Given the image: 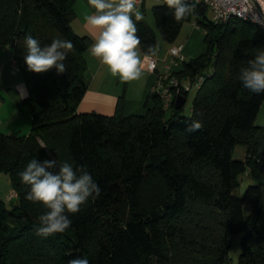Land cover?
<instances>
[{
  "label": "trees",
  "instance_id": "trees-1",
  "mask_svg": "<svg viewBox=\"0 0 264 264\" xmlns=\"http://www.w3.org/2000/svg\"><path fill=\"white\" fill-rule=\"evenodd\" d=\"M75 2L0 0V45L15 43L32 114L27 135L0 128V171L17 193L14 204L0 197V264H69L76 258L89 264H226L231 236L239 232L238 264H264V126L255 124L264 93L238 80L240 68L264 47V29L239 18L214 23L205 4H195L182 19L167 5H155L164 40L173 42L192 19L204 30L208 52L176 73L180 79L205 76L191 114L175 103L168 114L155 94L144 114L127 115L119 105L113 115L78 112L89 86L85 54L93 40L73 28ZM137 29L143 53L150 47L156 53L154 29L143 20ZM29 35L42 46L53 39L73 43L65 73L27 70ZM182 95L187 100L188 91ZM193 120L202 127L188 132ZM236 149L245 157H235ZM33 158L84 169L100 188L80 212L69 214L72 223L63 233L37 234L47 209L25 199L30 189L20 178ZM248 170L256 183L237 196Z\"/></svg>",
  "mask_w": 264,
  "mask_h": 264
},
{
  "label": "clouds",
  "instance_id": "clouds-1",
  "mask_svg": "<svg viewBox=\"0 0 264 264\" xmlns=\"http://www.w3.org/2000/svg\"><path fill=\"white\" fill-rule=\"evenodd\" d=\"M95 9L84 17L92 30L93 43L90 53L103 65L113 77L122 81L138 80L142 75V60L139 54L141 39L137 35V22L143 19L137 9L136 0H88ZM176 19L189 15L195 0H163ZM24 62L27 70L33 73H45L55 68L58 74L66 72L65 60L73 49V43L66 39H53L43 45L32 36L24 38ZM155 55L150 47L148 55ZM238 80L242 86L254 94L264 93V47L257 49L247 66L241 67ZM202 124L193 120L187 127L188 132L201 129ZM53 169H57L53 171ZM22 183L29 186L25 199L42 204L47 211L38 217L37 234L44 237L63 233L71 226L69 214H77L89 198L100 194V188L92 175L84 169H74L70 163L59 167L53 159L30 160L20 173ZM69 264H89L85 258H76Z\"/></svg>",
  "mask_w": 264,
  "mask_h": 264
},
{
  "label": "crops",
  "instance_id": "crops-1",
  "mask_svg": "<svg viewBox=\"0 0 264 264\" xmlns=\"http://www.w3.org/2000/svg\"><path fill=\"white\" fill-rule=\"evenodd\" d=\"M75 12L76 16L72 22L75 32L92 38V30L85 23L84 17L93 14L95 9L89 5L88 0H76ZM189 41L175 45L183 47L182 51L187 59L201 55L195 48L196 46L192 47ZM90 48L85 54L88 64L89 86L78 107V112H98L113 115L119 105L125 114L138 115L144 114L148 107L154 105L150 96L153 93L158 74L164 73L168 69L167 66L170 63L169 50L164 55L156 51L155 55L159 58V66L156 72H150L141 65L142 75L138 80L122 81L118 77H113L108 72L107 66L91 55ZM138 51L142 60L144 53L140 46ZM13 57L12 46L0 45V128L4 133L17 131L27 135L32 127V114L24 102L26 92L22 91L23 97L19 98V95H15L12 88H9L11 87L10 82L5 84L9 91H5L1 86V79L4 75L18 69V66L12 62ZM180 70H182V65L172 64L170 66L172 73H177Z\"/></svg>",
  "mask_w": 264,
  "mask_h": 264
},
{
  "label": "rangeland",
  "instance_id": "rangeland-1",
  "mask_svg": "<svg viewBox=\"0 0 264 264\" xmlns=\"http://www.w3.org/2000/svg\"><path fill=\"white\" fill-rule=\"evenodd\" d=\"M163 4L161 1H154V0H147L145 2V5L143 8H141L139 11L142 13L143 21L150 26L152 29H154L157 37V52L161 54H165L167 50H169L172 46L175 44L186 43L188 40L189 44L192 45V47L195 45L197 48V51H199V54H203L205 52H208V45L205 42V34L203 28L200 26H195L194 22L195 19L186 21L177 38L173 41H166L162 38L159 29L156 25V18L153 12V7L155 5H161ZM208 17L211 19V14L208 13ZM181 46V45H179ZM2 47V46H1ZM183 49V47H182ZM203 52V53H202ZM184 54V53H183ZM185 55V54H184ZM187 59V58H186ZM189 60V59H187ZM10 82L12 88V92H14L15 95H19V98L23 97L22 91L26 92V97L28 95L27 86L25 83V78L22 73V71L18 68L16 71L7 72L3 79H1V86H3L5 91H9L8 88L5 86L6 83ZM3 93V92H2ZM198 93V87L192 86L191 90L188 92L187 100L184 104L182 114L185 116H189L191 114V107L193 104V100L195 99L196 95ZM2 96V95H1ZM7 97V96H6ZM25 97V98H26ZM1 100V99H0ZM28 107V106H26ZM171 110H168V114ZM32 121V120H31ZM255 124L257 126H264V102L261 104L258 115L255 120ZM242 153L238 152L237 149L234 153V156L237 158H243L245 157V152L243 155ZM256 180L255 178L250 174L249 170L244 173L240 178V185L234 190V194L237 196H242L244 191L248 188L249 185L255 184ZM13 184L11 182L10 176L0 171V197L4 199L5 201H10L13 199L12 204L17 202V198H8L10 194L13 192ZM8 203V205H12ZM252 211L251 205H246L245 207V214H249ZM217 227L214 226V229ZM242 232L236 233L231 236V245L229 248V263L226 264H238L240 259V254L242 251ZM176 260V259H175Z\"/></svg>",
  "mask_w": 264,
  "mask_h": 264
},
{
  "label": "built area",
  "instance_id": "built-area-1",
  "mask_svg": "<svg viewBox=\"0 0 264 264\" xmlns=\"http://www.w3.org/2000/svg\"><path fill=\"white\" fill-rule=\"evenodd\" d=\"M147 0H136L137 9L140 10ZM161 1V0H154ZM195 4H205L208 6L211 20L214 23L227 22L232 18H239L259 25L264 29V0H195ZM195 26L199 27L196 22ZM182 46L174 45L169 49L170 63L167 71L159 73L153 87V93L157 95L165 109H170L175 103L178 95L184 91H190L192 86L200 87L205 80L204 75L195 79H180L176 73L170 71L172 64L182 65L187 59L182 51ZM15 66H18L16 58H12ZM159 66V58L156 55L145 53L142 57V67L150 72H156ZM9 198H17V193L13 190Z\"/></svg>",
  "mask_w": 264,
  "mask_h": 264
},
{
  "label": "water",
  "instance_id": "water-1",
  "mask_svg": "<svg viewBox=\"0 0 264 264\" xmlns=\"http://www.w3.org/2000/svg\"><path fill=\"white\" fill-rule=\"evenodd\" d=\"M15 43L12 44V46H14ZM186 102V97L184 95H178L177 98H176V101H175V107L177 109H180L183 107V105L185 104Z\"/></svg>",
  "mask_w": 264,
  "mask_h": 264
}]
</instances>
